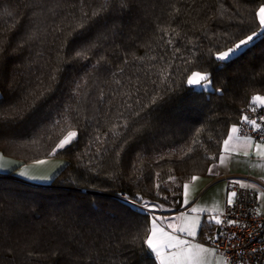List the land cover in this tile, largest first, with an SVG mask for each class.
<instances>
[{
    "label": "trees",
    "instance_id": "1",
    "mask_svg": "<svg viewBox=\"0 0 264 264\" xmlns=\"http://www.w3.org/2000/svg\"><path fill=\"white\" fill-rule=\"evenodd\" d=\"M113 4L0 0V151L20 164L65 160L46 183L0 174V264H158L143 243L150 218L181 208L184 184L207 173L240 110L264 96V0ZM102 6L94 45L73 59L82 14ZM254 32L230 61L215 59ZM192 71L211 87L187 85ZM142 106L147 120L135 115ZM71 130L76 140L49 156Z\"/></svg>",
    "mask_w": 264,
    "mask_h": 264
},
{
    "label": "snow or ice",
    "instance_id": "2",
    "mask_svg": "<svg viewBox=\"0 0 264 264\" xmlns=\"http://www.w3.org/2000/svg\"><path fill=\"white\" fill-rule=\"evenodd\" d=\"M130 3V0H114V7H121L123 8L127 4ZM104 11L103 6L101 7L99 12H92L89 13H83L81 17V22L79 23L78 27L79 29L83 30V35H77L76 40L84 41V45L76 49L74 52L73 59H79L84 56V52L87 47H91L94 45L95 40L89 39V36L91 35V27L89 24L91 23L92 19L99 16L101 12ZM256 16L259 19V26L261 28V32L259 34L264 35V4H261L259 9L256 12ZM98 23V21H97ZM258 35L257 33H253L252 35H249L246 39L239 40L238 43L235 44L234 47L228 48L226 51H220L215 54V59L220 62L227 63L230 61L234 56L237 55V53L244 47H246L250 42L254 40V37ZM76 41H73V44H75ZM171 43V41H169ZM2 50V49H0ZM70 52L73 50L70 49ZM179 51V49H177ZM86 58V57H85ZM100 60H103V57L100 58ZM100 60L97 61V63H100ZM55 78V77H53ZM186 83L187 85L191 87H199L202 89H207L211 87V80L210 75L206 72L201 71H192L189 75L186 77ZM77 89H79V84H77ZM215 91H223V89H214ZM163 97L156 95L153 96L150 99L151 105H156L158 101L162 100ZM259 102V103H258ZM142 106L140 111H137L135 113L136 116L141 117V120H147L148 116H141V112L143 111ZM249 108L252 112H256L258 108L264 109V96L261 95H254L251 98ZM149 113L148 115H150ZM6 114L0 112V119H4ZM258 120L260 121L258 123L257 119H250L247 114L242 115L241 123L247 124L251 127L253 132H256L258 134L256 138V142L253 144V137H245V141L248 144V147H254L256 150V155L264 158V115H261L258 117ZM123 127L127 129L129 127L127 120H125ZM133 130L139 131V129H135V125L132 126ZM239 132V128L237 125L233 124L230 129V133L228 135L227 139L223 140L222 143V153L219 156L220 164H224L226 160L225 153H229L230 148V142L234 138V134ZM78 133L76 131H68L66 135H64L59 141L56 143L55 147L52 149V151L49 153V156L56 155L57 152L65 149L67 146H70L77 138ZM126 142V141H125ZM244 155H248V152H245ZM47 160H37L35 161V164L43 165L46 164ZM209 172L211 173V169H209ZM24 175H27L26 173H23ZM33 179H38L40 177H31ZM46 179V177H44ZM192 181L195 182L199 179V177L193 176ZM233 183H241V186H243L242 182L240 181H234ZM255 187V185H253ZM184 188V201L183 203L187 205L189 203L188 200V190L189 185L186 183L183 186ZM237 195L236 192H231L227 201L228 205L233 204V197ZM128 203L133 204L134 207L139 205V198L137 200H131L127 197H124ZM145 208H148L150 210L155 209V205H149L147 203H144L142 205ZM196 208H192V212H196ZM220 210L215 209L213 210V215L209 219V223L214 222L216 225H220L222 223V220L220 219V216L216 213H218ZM182 224L176 228L172 227V224L169 223L167 225H163L162 223H158V218L153 217L151 220V225L148 230V234L146 238L143 240V243L146 245L147 249L150 251L151 254H153L157 260L159 261V264H208V261L206 258L202 255L204 253L212 252L215 253V248H206L201 244L193 243L191 240L187 239L186 237H192L194 238L197 235V229L201 227L200 219L199 217L195 218H188L184 214L181 215ZM238 221L235 220H229L228 224H237ZM171 229V231H166L165 229ZM179 232L182 234L183 237L180 235H177L176 233ZM235 235V234H233ZM219 240V237L216 238ZM225 264H228L227 261H225Z\"/></svg>",
    "mask_w": 264,
    "mask_h": 264
},
{
    "label": "crops",
    "instance_id": "3",
    "mask_svg": "<svg viewBox=\"0 0 264 264\" xmlns=\"http://www.w3.org/2000/svg\"><path fill=\"white\" fill-rule=\"evenodd\" d=\"M229 133L225 139L228 138ZM255 142L256 140H253V144ZM229 148V153L224 154L227 157L224 164H220L219 161V156L222 153L221 149L217 160L209 167V169H211V173L208 169L207 173L196 176L199 177V179L195 182H193L192 179L187 182L189 185V203L187 205L183 203V194L181 208L176 211H160L154 214V216L150 218L149 228L153 217L158 218V223H162L163 225L171 223L172 227L176 228L182 224V214L190 219L198 216L201 227L197 229V235L194 238H186L191 240L193 243L201 244L206 248H213L211 244L206 242V240L210 238L212 239L216 236L217 225L214 222L209 223L208 221L213 215V210L219 209L220 211L216 213L219 215L224 206L227 204L229 195L233 192L230 188V183L234 181L242 182L243 186H241V183H236L241 187L252 188L256 191L258 196L259 211L264 213V158L257 156L255 148L248 147L245 137H241L237 133L234 134V138L230 142ZM245 152H248L247 156L244 155ZM42 160H47L48 162L38 166L35 164V161L20 164L17 159L6 156L0 151V174L12 172L14 175L26 180L46 183L65 163L63 158L57 157ZM23 173H26L27 175H24ZM31 177L40 178L33 179ZM44 177H46V179H44ZM253 185H255V187H253ZM192 208H196L197 211L192 212ZM210 225H212V228L203 229V227H209ZM165 230L171 231V229L168 228ZM176 234L182 236L179 232ZM182 238L185 237L182 236ZM202 255L206 258L208 264H225V260L222 255L216 251L215 253L208 252ZM157 262L159 264L158 260Z\"/></svg>",
    "mask_w": 264,
    "mask_h": 264
},
{
    "label": "built area",
    "instance_id": "4",
    "mask_svg": "<svg viewBox=\"0 0 264 264\" xmlns=\"http://www.w3.org/2000/svg\"><path fill=\"white\" fill-rule=\"evenodd\" d=\"M243 114H247L250 119H257L259 123L258 117L264 115V109L258 108L252 112L249 106L243 107L236 122L239 136H251L256 140L258 134L249 125L241 123ZM230 188L237 195L233 198V204H226L220 212L222 223L217 225L218 232L209 244L228 264H264V213L259 211L257 193L252 188L241 187L233 182ZM229 220L238 223L230 225Z\"/></svg>",
    "mask_w": 264,
    "mask_h": 264
},
{
    "label": "rangeland",
    "instance_id": "5",
    "mask_svg": "<svg viewBox=\"0 0 264 264\" xmlns=\"http://www.w3.org/2000/svg\"><path fill=\"white\" fill-rule=\"evenodd\" d=\"M260 7V6H259ZM259 7H258V9H259ZM258 21H259V19H258ZM261 29V28H260ZM195 88H198V89H202V88H199V87H195ZM208 89V88H207ZM259 103V102H258ZM71 131H74V130H71ZM67 134V133H66ZM65 134V135H66Z\"/></svg>",
    "mask_w": 264,
    "mask_h": 264
},
{
    "label": "water",
    "instance_id": "6",
    "mask_svg": "<svg viewBox=\"0 0 264 264\" xmlns=\"http://www.w3.org/2000/svg\"><path fill=\"white\" fill-rule=\"evenodd\" d=\"M216 232H218V229H216Z\"/></svg>",
    "mask_w": 264,
    "mask_h": 264
}]
</instances>
